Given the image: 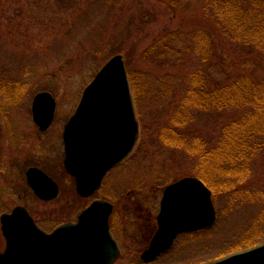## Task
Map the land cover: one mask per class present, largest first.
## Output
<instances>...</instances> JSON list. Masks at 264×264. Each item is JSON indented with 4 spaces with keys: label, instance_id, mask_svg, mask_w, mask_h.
Segmentation results:
<instances>
[{
    "label": "rangeland",
    "instance_id": "obj_1",
    "mask_svg": "<svg viewBox=\"0 0 264 264\" xmlns=\"http://www.w3.org/2000/svg\"><path fill=\"white\" fill-rule=\"evenodd\" d=\"M199 6L196 0L176 9L168 0H0V162L14 153L9 145L11 132L28 130L35 93L47 90L56 99L54 125L45 146L52 160L58 152L56 132L62 130L100 67L121 54L126 70H133L136 93L131 86L130 90L138 136L131 155L110 173L99 193L113 204L111 231L121 249L113 264H203L226 255L253 226L264 225V202L236 192L215 198L212 194L217 211L212 226L180 234L169 250L152 261L140 257L156 227L164 188L195 174L196 156L160 138L192 72L201 70L209 89L242 72L264 76V53L228 41L216 26L203 20ZM200 26H208L213 39L206 62H201L202 54L188 49L187 40L175 36ZM154 42L153 52L145 54ZM15 82L20 92L9 91ZM241 112V108L189 109L182 130L211 144L223 124ZM11 172H0V213L19 201L42 222L45 216L65 220L73 219L88 202L77 197L70 178L58 171L61 190L48 203L26 194L22 184L12 181ZM248 186L264 189V143ZM4 246L0 229V251Z\"/></svg>",
    "mask_w": 264,
    "mask_h": 264
},
{
    "label": "water",
    "instance_id": "obj_2",
    "mask_svg": "<svg viewBox=\"0 0 264 264\" xmlns=\"http://www.w3.org/2000/svg\"><path fill=\"white\" fill-rule=\"evenodd\" d=\"M55 106L49 91L34 95L32 115L40 128L51 123ZM137 136L124 59L116 54L85 86L64 128L65 168L75 176L77 192L89 196L97 189L105 173L131 151ZM42 177L47 186L30 182L34 192L43 199L55 197L57 184L44 173ZM112 209L109 201L95 199L75 221L47 232L25 207L15 206L0 217L5 237L0 264H113L121 249L110 229ZM216 218L212 191L201 179L184 176L168 184L160 199L157 229L141 259L154 260L170 249L180 233L208 228ZM203 264H264V242Z\"/></svg>",
    "mask_w": 264,
    "mask_h": 264
},
{
    "label": "trees",
    "instance_id": "obj_3",
    "mask_svg": "<svg viewBox=\"0 0 264 264\" xmlns=\"http://www.w3.org/2000/svg\"><path fill=\"white\" fill-rule=\"evenodd\" d=\"M188 0H168L176 9ZM190 1V0H189ZM203 20L213 24L228 41L264 53V0H196ZM167 35V33H166ZM180 41L187 40L189 50L202 54L201 62L209 58L213 46L208 26H200L175 34ZM160 41L163 36L159 38ZM157 43V42H156ZM151 43L144 50L152 53ZM166 48V47H165ZM133 70H127L130 86L136 93ZM10 92H20L16 86ZM175 111L162 129L160 138L168 146L182 147L196 156L194 175L202 179L212 190L213 197L221 193H234L242 198L264 202V189L248 186L253 173V164L262 151L261 136L264 135V76L253 77L242 72L223 85L209 89L200 71H194L187 83ZM13 90V91H12ZM241 108L242 112L226 121L211 144L200 136H189L182 130L189 117V109ZM188 139V140H187ZM264 216V206L261 209ZM264 242V225H255L227 254ZM226 254V255H227Z\"/></svg>",
    "mask_w": 264,
    "mask_h": 264
},
{
    "label": "flooded vegetation",
    "instance_id": "obj_4",
    "mask_svg": "<svg viewBox=\"0 0 264 264\" xmlns=\"http://www.w3.org/2000/svg\"><path fill=\"white\" fill-rule=\"evenodd\" d=\"M31 105H32V101H31ZM77 105H78V103L76 104L73 113L75 112ZM31 119L32 120L29 121L30 123H29V127H28L27 131H20V132L15 131V133H14V131L11 132L9 145H10L11 151L14 153H12V155H9L7 157H4V159H2L3 162L2 161L0 162V172H4L6 174V171L9 172L10 170H14V172H11L12 181L22 184L25 187L24 192L26 194H30L31 196H34L37 199H39L45 203H48V202L52 201L53 199H55L61 190V183L57 179V176L55 175L56 171L66 175L68 178H70L69 183L73 186L77 197H82V198L88 200V202L86 203V205H84L83 208H85L91 201H93L95 199L107 200L99 194L101 192V189H103V187L106 185V182L110 176V173L113 171L119 170L122 167V165L126 162L129 155H131L132 151L129 155L127 154L121 160H119L117 163H115L105 173V175L103 176V178H102L97 189H95L89 196H82L76 190V178H75V176L70 174L65 168L66 150H65V142H64V128H65L66 122L69 119V117L63 123L62 130L59 129V131L56 132L59 135V142H58V147H57L58 152L56 155H53L52 160H50L48 158V153H47V149L45 148V146H46L47 132L54 125V123H53L54 116H53L51 123L45 129L40 128L39 124H37L35 122L33 115H32V110H31ZM78 131H79V128H78ZM95 144H96V142L94 141L93 145L96 148ZM79 145H80V142H79ZM17 146L21 147V149H20L21 152L15 150V148ZM89 147H90V145H89ZM4 163H9V167H5ZM3 168L6 169V171ZM30 171H32V172H30ZM28 172H30V177L28 176ZM42 173H44L45 175L50 177L57 184L58 192H57V195L53 198L43 199V198L37 196V194L34 192L32 186L30 184V182H33V183L43 184V186H47L46 179H43ZM0 186H2V185L0 184ZM17 196L19 197L21 195L17 194ZM15 206L25 207L27 209V211L29 212V214H31L33 216V218L37 222V224L47 232L52 231L55 227H57L58 225H60L64 222L74 221L77 218V215L83 209L82 208L75 215V217L73 219L70 218V219L63 220V219H58V218L56 219L55 217H52L49 219L45 216L44 222H46V221L48 222L49 220H52L51 221L52 224L47 226L44 224V222L40 221L35 215H33L32 211L23 202L18 201L16 203H14V205L11 206L8 210L2 211L0 213V217L3 213L10 212ZM46 215H49V213H47ZM156 227H157V224H156ZM156 227H155V229H156ZM155 229H154V231H155ZM1 233H2V231H1ZM2 236H3V234H2ZM3 239L5 240L4 236H3ZM149 242H150V240H149Z\"/></svg>",
    "mask_w": 264,
    "mask_h": 264
}]
</instances>
